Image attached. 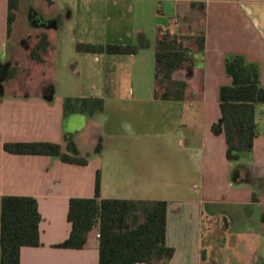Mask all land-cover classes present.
<instances>
[{"label": "crops", "instance_id": "crops-1", "mask_svg": "<svg viewBox=\"0 0 264 264\" xmlns=\"http://www.w3.org/2000/svg\"><path fill=\"white\" fill-rule=\"evenodd\" d=\"M24 1L20 0L9 30V0H0V196H33L41 213V243L23 246L20 264H99L97 226L82 248L56 246L72 230L68 220L70 199L93 197L98 175L101 198L168 202L166 243L175 248L169 264H204L203 218L206 210L214 215L220 203H229L223 201L242 200L257 206L258 229L243 234L258 233L264 238V103L256 106L258 134L253 149L241 152L238 160L227 158L224 133L212 131L213 123L221 116L220 87L232 83L225 69L229 55L243 54L247 61L257 63L264 86V0H122L133 2L141 23L150 18L155 43L165 30L190 36L186 44L191 49L192 62L174 73L175 78L188 82V89L183 101L173 102L197 100L202 131L198 140H192L195 132L187 125L186 131L182 130L186 145L170 148L157 147L147 127L141 129L143 141L135 139V134L131 141L122 139L118 146H110L104 124L94 121L100 112L64 114V98L71 95L58 96L54 80L40 83L35 92L28 85L14 86L8 80L15 67L24 64L42 33L32 37L17 31L18 11ZM78 1L40 0V4L46 9L55 7L58 17L64 8L71 10ZM83 1L88 5V0ZM145 30L140 28V32ZM201 33L205 43L198 50L196 37ZM16 141L59 143L64 151L85 156L88 162L70 163L58 155L20 154L5 149L6 142ZM164 153L178 154L176 161L181 166L160 164L159 154ZM234 168L237 181L231 178ZM191 177L197 178L200 193L186 187ZM222 223L230 230L228 221ZM250 260L252 264H264V252L255 251Z\"/></svg>", "mask_w": 264, "mask_h": 264}, {"label": "rangeland", "instance_id": "rangeland-1", "mask_svg": "<svg viewBox=\"0 0 264 264\" xmlns=\"http://www.w3.org/2000/svg\"><path fill=\"white\" fill-rule=\"evenodd\" d=\"M47 9L41 7L40 0H25L18 11L17 31L32 37L40 31L50 33L51 45L45 62L25 56L24 64L15 67L16 71L8 76L14 86L28 85L35 92L40 83L54 80L58 96L104 98V109L94 121L104 124L106 143L110 146H118L122 139L131 141L135 134V139L143 141L140 133L146 127L159 148L186 145L182 130L187 125L195 132L191 139H199L202 118L197 100L175 104L154 97L155 33L149 17L143 23L139 21L132 1L88 0L86 5L79 0L71 10L64 8L58 17L55 7ZM45 21L52 24L40 26ZM141 27L146 29L144 33L140 32ZM74 42L136 45L138 52H79ZM177 155L159 154V163L170 162L177 168L181 166L177 164ZM197 183V178L191 177L185 185L190 192L200 193ZM223 202L229 203H220L214 215L206 210L203 218L204 264H252L250 259L255 251L264 252V238L258 233H243L257 231L258 207L242 200ZM224 220L229 222L230 230L225 228Z\"/></svg>", "mask_w": 264, "mask_h": 264}, {"label": "trees", "instance_id": "trees-1", "mask_svg": "<svg viewBox=\"0 0 264 264\" xmlns=\"http://www.w3.org/2000/svg\"><path fill=\"white\" fill-rule=\"evenodd\" d=\"M20 0H9L8 27L16 19ZM194 5V3H193ZM52 22H42L41 26ZM190 36L162 31L157 38V60L154 96L157 99L183 101L188 82L174 77L175 71L192 62L191 49L186 44ZM197 49L204 48L205 37H196ZM51 45L47 32H42L29 56L43 62ZM76 50L89 53L136 54V45L117 43L77 42ZM226 73L231 84L220 87L221 116L213 123L215 134L224 133L226 155L238 160L240 153L253 149L258 134L256 106L264 103V86L257 63L249 62L243 54L235 53L226 58ZM104 98L99 96H67L64 98V114L86 112L94 114L104 109ZM5 149L20 154H53L65 162L86 164L85 156L63 150L61 144L47 141L6 142ZM237 169L232 172L233 181ZM101 180L97 176L93 197H72L69 201L68 220L72 223L69 236L56 244L63 248H82L94 227H99V264H169L175 248L166 243L168 202L164 199L101 198ZM256 200V198H255ZM264 221V212L262 213ZM41 213L38 201L29 195L0 196V264H20L23 246L40 245ZM205 259V249L202 251Z\"/></svg>", "mask_w": 264, "mask_h": 264}]
</instances>
